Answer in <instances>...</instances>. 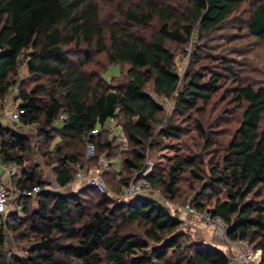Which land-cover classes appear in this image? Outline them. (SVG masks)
<instances>
[{"label": "trees", "instance_id": "trees-1", "mask_svg": "<svg viewBox=\"0 0 264 264\" xmlns=\"http://www.w3.org/2000/svg\"><path fill=\"white\" fill-rule=\"evenodd\" d=\"M241 4L245 8L238 25L264 43V0H0V97L18 86L13 102L22 114L17 123L36 126L37 150L59 136V143L41 153L58 186L72 182L76 166H97L104 153L107 160L118 155V170H110L109 161L103 172L104 180L108 175L116 178L112 189L118 192L140 178L146 150L161 147L162 139L179 141L186 131L169 119L154 133L163 108L147 87L156 97L173 101L172 116L189 121L193 112H205L221 81L232 78L235 85L222 97L229 95L240 112L221 153H214L217 159L205 170L199 153L174 155L163 170L152 169L147 180L172 201L181 181L191 179L196 192L190 205L220 216L227 224L226 236L259 250V264H264V83L242 77L241 69L222 57L217 63L220 74L199 65L203 56L195 52L198 46L190 54L192 66L181 76L175 64V47L187 55L183 47L192 37L202 42L230 23L229 16ZM97 54H105L109 64L129 66L123 83L108 85L97 72H86L84 67ZM20 63L31 79L17 83ZM225 119L220 116L218 122ZM111 120L121 129L125 149L105 137ZM193 123L209 150L221 131L207 132L197 118ZM93 129L97 132L87 136ZM86 142L93 146L92 158L69 150L78 144L85 148ZM31 152L28 137L0 124V162L19 167L21 173L10 182L20 190L48 184L38 164L23 165ZM83 189L95 195L91 211L80 189L65 195L44 191L20 200L22 216L7 214L0 225V264H227L226 255L210 245L183 243L180 221L156 199L115 203L106 194ZM208 202L212 209H206ZM126 226L135 231L123 233ZM7 232L17 242L32 239L22 256L4 250Z\"/></svg>", "mask_w": 264, "mask_h": 264}, {"label": "rangeland", "instance_id": "rangeland-1", "mask_svg": "<svg viewBox=\"0 0 264 264\" xmlns=\"http://www.w3.org/2000/svg\"><path fill=\"white\" fill-rule=\"evenodd\" d=\"M105 3V1H103ZM245 5L241 4L238 9H236L235 13H233L231 16H229V22L227 24H224V26L219 27L218 29L212 31L203 39L202 42H199L200 39H197L196 36L191 38L189 40V43L183 47H189L190 53L188 54H182L178 47L176 48V56H175V64L177 68H184L192 66L190 63V54L192 53L194 47H197V50L195 52L199 53V56H203L202 60L200 61L199 65H202L203 67H209L210 71L213 70L216 73H222L218 68V61L219 59L225 58L228 60L229 63H232L235 65L236 69L242 72V77L245 75L250 78V80H256L264 83V43L261 41H258L254 37H251L247 34V30L245 25H238L240 24L239 19H242V11H244ZM244 18L246 15L243 16ZM235 25V26H233ZM238 25V26H237ZM240 27V28H235ZM196 38V39H195ZM200 45V46H199ZM173 47V46H172ZM206 54V55H204ZM212 56L216 57L215 59H205L206 56ZM205 56V57H204ZM74 63V61H72ZM128 65L126 64H109L107 61V58L105 54H97L95 55L91 62L84 67L86 72L89 71H95L99 74L100 77H102L106 84L108 85H118L124 82L125 74L128 70ZM177 69V72H178ZM222 75V74H221ZM240 75V73H239ZM15 79H17V83L21 82L22 79L27 80L31 79L28 76V73L26 71V68L24 66V63H20L16 68V76ZM45 83H47V79L43 80ZM236 81H233L232 78L226 77L224 81H221V86L219 92L215 95L213 100L209 102L205 106V112L202 114H197L193 112L191 114L192 118L189 121H183L179 116L173 115L172 116V108L174 106V103L171 99H165L162 97H156L152 93V88L147 87V92L154 98L155 102L163 108L162 113V122L156 126L154 129V133H157L160 129L161 123L163 124L164 121L167 123L169 119L173 120L174 125L181 126V128H185V133L181 136V140L179 141H173L168 139H162L161 140V147L157 149H148L146 150V160L151 161L153 164L152 169L155 167L162 168L166 165H168V162L174 155H179L182 157L185 156H191L195 154H201L203 156V168L206 170L208 163H210L211 159H217L216 155L221 153V150L223 148V145L226 144V142L229 140L230 135L232 131L237 126V120L239 116V108L235 107V104H233L232 101H230V96L222 97L223 91L225 89H230L235 85ZM16 83V84H17ZM17 85H14V88H16V92L11 91L9 93V97L14 100V96L17 93ZM12 90V89H11ZM222 97V98H221ZM15 107L14 104L7 105L4 107H0V124H3L5 127L13 129L15 131H19L20 134L25 135L29 138V143L32 147V152L29 155L28 159L23 160V165L29 166L32 164H38L37 169L39 174L41 175V178L44 180H48V183H51L50 189L57 190L56 184L53 181L54 175L51 173V167L50 165L45 164V159L41 156L42 151L46 150L48 147H53L56 143L60 142L59 136H54L52 142L49 146H46V149H39L37 150L35 147V143L38 139V132L36 126H22L19 123H11L8 119L10 114L14 111ZM226 116V119L224 121L218 122V119L220 116ZM190 116V117H191ZM194 118L199 119V121L204 125L205 130L208 132L209 129L221 131L219 136L215 135V139L217 142H214L211 147L208 149H205L204 145V139L201 138L199 135L196 134V132L193 130L194 125ZM61 119V118H60ZM117 122L115 120H111L106 125V134L105 137L109 140H111V144L118 149H125L127 147L126 141L123 136H121V129L118 125H116ZM40 143V142H39ZM77 144V143H74ZM41 147V146H39ZM42 148V147H41ZM68 149V148H67ZM117 149V150H118ZM71 151L79 152L81 157L83 158V155H86L87 148L83 144L78 145H72L70 147ZM116 150V151H117ZM119 150V151H121ZM118 151V152H119ZM217 152V153H216ZM216 155H215V154ZM100 157L105 158L104 153H100ZM215 155V156H214ZM118 155H114L111 160V163L113 165L110 166V170H118ZM219 157V156H218ZM85 158H87L85 156ZM50 161V160H48ZM84 162V159L82 160V163ZM98 162V161H97ZM99 167V162L97 166H93L90 168H81L82 174L85 173L84 171L88 169H96ZM77 170V166L75 167ZM80 169V168H79ZM151 169V171H152ZM91 171V170H90ZM4 175H7L5 171ZM1 174V171H0ZM186 175V174H185ZM7 178V177H6ZM104 180V178H103ZM106 189L107 194L112 197L116 194L120 193V191L116 192L113 191L115 189V181L116 178L108 175L106 176ZM104 180V182H105ZM192 180L185 178L180 183V189L179 194L175 200L168 201L165 198L161 197V195H157L156 190H148L147 195L149 197H152L156 199L161 205L165 206L171 215L178 216L180 221V226L178 228V232L183 235L182 242L188 245L191 244H207L212 246L211 244L216 242L213 238L212 231L209 230V227L198 217L195 215H191L185 212L183 207L186 204L191 203L193 201V197H195L196 192V183L194 182L193 186L191 185ZM79 181H74L70 187H73L71 189L70 193H75L79 189L84 192V195L82 198L84 199V204L89 208V211L93 210V203L95 202V195L92 192H87L83 188L86 186H83L82 184H79ZM7 184H9V181L7 179ZM48 185V184H47ZM61 190L62 189H58ZM264 190V189H263ZM61 195H65L66 193H59ZM261 197H264V194L261 195ZM262 199V198H258ZM116 203V202H115ZM30 205L34 207V201L31 200ZM206 206V209H212L211 202H208ZM123 233L128 231H135L132 227H125L121 230ZM29 235V234H28ZM32 239H23L21 241H15L12 239V235L10 239L7 240L8 246L4 248L6 252H10L17 256L23 255V247L28 246L31 244ZM213 247V246H212ZM216 249V248H215ZM4 251V252H5ZM171 260V258H169ZM175 257L172 258V261H174Z\"/></svg>", "mask_w": 264, "mask_h": 264}, {"label": "built area", "instance_id": "built-area-1", "mask_svg": "<svg viewBox=\"0 0 264 264\" xmlns=\"http://www.w3.org/2000/svg\"><path fill=\"white\" fill-rule=\"evenodd\" d=\"M186 53H189V47L185 48ZM184 72V68L178 69V74L181 76ZM13 92H16V88H11ZM17 93L15 94L14 98L16 97ZM175 95V94H174ZM173 95V96H174ZM14 100L9 97V94L3 97H0V107L9 106L11 104H14V111L9 116V121L11 123H16L19 119V116L22 114V111L17 107V104L13 102ZM97 132L96 129L90 130L87 133V136L93 135ZM86 157L92 158L94 155V149L92 144L89 142H86ZM99 167L96 169H88L84 171L85 173L82 174V170L80 167L77 166V170L75 172V175L73 177L74 181H79V184H82L83 186L90 187L101 194H107V189L105 182L103 180V172L107 169L109 165V161L104 157H99L98 159ZM0 167L6 172V177L9 181V184L2 185L0 184V225L4 221V218L7 214H14L17 218H20L22 216V208L20 204V200L23 198H31L36 196L39 193H42L44 191L49 192H59L63 187L57 186V190L50 189L51 183L46 185L42 188H33L32 190H20L16 187H14L10 179L12 176H18L21 171L18 166L14 164H5L0 162ZM153 167V164L151 161L146 160L145 161V167L144 170L140 174V178L136 180H130L127 186L122 188L121 192L116 194L115 196H112L111 198L116 203H124L132 200L135 197H149L147 195L148 190H156L157 195H160L159 191L157 189H154L149 181L147 180L148 176L151 173V169ZM80 168V169H79ZM91 170V171H90ZM56 177H53V181L55 182ZM70 184V183H69ZM67 184V185H69ZM66 185V186H67ZM148 189V190H147ZM154 192V191H153ZM109 196V195H108ZM169 201V200H168ZM183 209L186 213L195 215L200 220H202L212 231L213 236L223 239L227 245H229L233 253L230 255H227V264H259L260 263V251L251 250L246 241L241 238H228L226 236V229L227 224L224 222V220L217 215H213L211 212L207 210L203 211H197L195 210L191 205L186 204ZM11 232L6 233L4 245L7 246L8 242L7 240L11 237Z\"/></svg>", "mask_w": 264, "mask_h": 264}, {"label": "crops", "instance_id": "crops-1", "mask_svg": "<svg viewBox=\"0 0 264 264\" xmlns=\"http://www.w3.org/2000/svg\"><path fill=\"white\" fill-rule=\"evenodd\" d=\"M9 94V93H8ZM9 120V119H8ZM0 171H1V174H0V184L2 185H7V178H6V175H4V170L0 167ZM48 183V182H47ZM49 184V183H48ZM72 183H70L69 185L67 186H64L62 188V191L60 190L59 192L60 193H68V192H71V189L73 187H70ZM175 218L179 219L178 216H174ZM209 230L211 231V229L209 228ZM214 240L216 242L212 243L211 245L218 249L219 251H221L223 254H225L226 256L227 255H230L233 253V250L232 248L226 244V242L223 240V239H220V238H217L215 236H213Z\"/></svg>", "mask_w": 264, "mask_h": 264}]
</instances>
